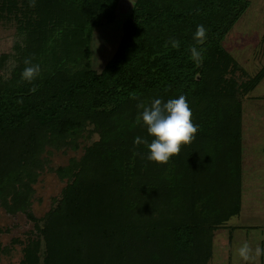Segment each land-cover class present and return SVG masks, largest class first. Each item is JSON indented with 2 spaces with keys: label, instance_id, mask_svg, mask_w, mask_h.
Wrapping results in <instances>:
<instances>
[{
  "label": "trees",
  "instance_id": "16d2710c",
  "mask_svg": "<svg viewBox=\"0 0 264 264\" xmlns=\"http://www.w3.org/2000/svg\"><path fill=\"white\" fill-rule=\"evenodd\" d=\"M29 3L0 0V17L17 23L11 51L0 53V142L27 143L31 151L43 138L64 144L87 122L107 123L113 136L101 134L78 168L59 170L71 179L37 227L41 238L26 244L24 262L193 264L202 255L205 261L210 229L239 205L240 109L234 81L224 76L236 62L221 40L247 1L135 0L100 72L91 65L92 32L101 20H113L118 0ZM198 25L208 30L203 45L193 38ZM191 46L205 49L199 67ZM25 59L41 68L31 83L21 79ZM180 95L198 125L195 139L167 164L148 161L146 145L134 143L153 139L137 123V105ZM17 163L0 147V196L5 183L13 184ZM142 210L169 213L147 221ZM194 210L202 215L189 223Z\"/></svg>",
  "mask_w": 264,
  "mask_h": 264
},
{
  "label": "rangeland",
  "instance_id": "374dc122",
  "mask_svg": "<svg viewBox=\"0 0 264 264\" xmlns=\"http://www.w3.org/2000/svg\"><path fill=\"white\" fill-rule=\"evenodd\" d=\"M134 1L118 0L113 20L103 19L94 27L91 65L96 72H100L115 53L123 34V20ZM246 1L245 10L221 40V46L236 62L224 76L234 81L232 90L240 109L239 205L236 213L216 222L210 229V251L205 261L202 255L201 260L193 264H264V254L254 256L257 246L264 249V74L254 87L248 88L252 79L264 70V0ZM16 27L12 16L10 19L0 17V53L11 51ZM102 126L84 123L69 142L62 144L56 138L49 143L43 138L33 151L27 143H13L10 139L0 142V147L8 151L12 159H18L13 184L5 183L0 196V264H26V244L37 236L41 238L37 227L42 226L47 213L58 204L71 179L70 174L63 175L59 170L78 168L87 147L99 141L101 134L112 138L107 123ZM123 176L128 179L125 173ZM162 204L169 209L166 200ZM192 212L189 223H193L197 214L202 215L196 210ZM168 213L142 210L141 220L160 219ZM211 221L215 223L213 217ZM245 241L253 250L254 258L249 261L242 260L236 251Z\"/></svg>",
  "mask_w": 264,
  "mask_h": 264
},
{
  "label": "clouds",
  "instance_id": "9594fccd",
  "mask_svg": "<svg viewBox=\"0 0 264 264\" xmlns=\"http://www.w3.org/2000/svg\"><path fill=\"white\" fill-rule=\"evenodd\" d=\"M30 7H35V0H30ZM207 29L203 25H198L194 34V40L197 45H203L207 39ZM173 48H179L180 44L177 40L170 41ZM167 47V45H165ZM191 59L197 67L202 65L204 59V48L191 46ZM25 68L21 73V79L31 83L41 73L38 64H33L31 59H25ZM37 88L34 86L29 91L35 92ZM131 98L138 99L135 93L130 94ZM142 109L137 117V123L143 122L149 136L153 137L149 143L146 139L136 137L134 143L136 145L144 144L148 148L147 160L157 164H167L170 158L179 155L182 145L191 144L198 132V125L193 123V113L187 102L186 96L180 95L179 98L168 99L166 102L156 98L149 105L143 102L137 105ZM139 153H134L138 155ZM239 257L244 261L254 258L253 250L248 242H244L236 250ZM264 254V249L257 246L254 256L259 257Z\"/></svg>",
  "mask_w": 264,
  "mask_h": 264
}]
</instances>
